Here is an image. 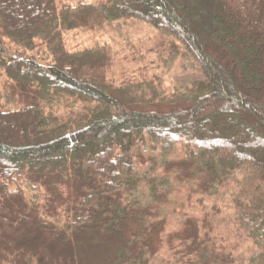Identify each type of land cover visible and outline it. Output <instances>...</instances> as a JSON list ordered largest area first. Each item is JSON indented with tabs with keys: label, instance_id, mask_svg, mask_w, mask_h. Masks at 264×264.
Listing matches in <instances>:
<instances>
[{
	"label": "trees",
	"instance_id": "1",
	"mask_svg": "<svg viewBox=\"0 0 264 264\" xmlns=\"http://www.w3.org/2000/svg\"><path fill=\"white\" fill-rule=\"evenodd\" d=\"M126 17L174 36L197 60L204 77L185 101L125 102L108 83L107 45L65 47L64 30ZM0 39V66L27 99L0 104V264H96L87 252L95 235L114 249L97 264H152L158 210L177 183L228 212L217 240L208 220L203 236L185 238L191 264L233 263L223 249L231 240L242 264H264V0H0ZM4 39L23 49L40 41L49 62L6 53ZM52 93L88 107L54 116L44 108ZM158 144L182 157L165 158Z\"/></svg>",
	"mask_w": 264,
	"mask_h": 264
},
{
	"label": "rangeland",
	"instance_id": "2",
	"mask_svg": "<svg viewBox=\"0 0 264 264\" xmlns=\"http://www.w3.org/2000/svg\"><path fill=\"white\" fill-rule=\"evenodd\" d=\"M60 1L74 4L78 1L96 0ZM62 36L68 50L98 44L107 45L112 53L111 64L107 70L111 91L123 101L133 105L151 104L167 108L176 102L185 101L193 83L204 77L197 60L185 49L182 42L135 17L101 20L93 28L79 27L64 30ZM2 42L6 53L21 50L25 54L34 56L43 64L49 62L50 55L40 41H36L31 49L20 48L6 39ZM21 93L20 88L5 75L4 69L0 66L2 107L12 109L22 105L27 99ZM87 107L88 104L76 95L66 96L58 93H52V97L44 105L46 111L52 112L54 116H68ZM155 149L154 151H158V154L165 155V158L170 160H178L182 157L177 145L169 148L158 144ZM59 190H61L60 187ZM169 190V200L165 199V203L158 210L160 217H165V224L157 225L155 228L160 231L163 241L157 258H154L152 264H191L193 257L188 248L189 240L185 242V238L193 233L203 236L206 232L205 223L208 220L218 227L214 232L215 235L216 233L219 235H216L217 240L221 237L217 230L222 228V218L227 216L228 212L212 210V199L202 195L201 188L193 185L177 183ZM26 193L31 195L33 192L28 189ZM49 197L53 199L52 196L49 195ZM37 198L40 202L44 201L43 188L40 186L37 189ZM144 211L147 212V210ZM189 219L193 222L188 223ZM200 221L204 222L203 225ZM135 222V220L129 222L132 229L137 227ZM93 237L94 239L90 236L91 240L87 247L89 259L96 264L101 259L109 260L114 253V249L109 247L112 244L108 240L105 243V240L99 239L97 235ZM234 243V240H231L230 244H226L223 248L224 252L227 254L234 251L238 258H235L231 264H242L239 254H243V247ZM99 245L101 247H98Z\"/></svg>",
	"mask_w": 264,
	"mask_h": 264
}]
</instances>
